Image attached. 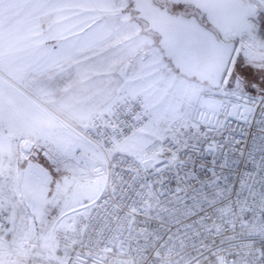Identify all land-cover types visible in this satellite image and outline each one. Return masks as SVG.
<instances>
[{
  "label": "snow or ice",
  "instance_id": "6c2138e0",
  "mask_svg": "<svg viewBox=\"0 0 264 264\" xmlns=\"http://www.w3.org/2000/svg\"><path fill=\"white\" fill-rule=\"evenodd\" d=\"M0 264H264V0H0Z\"/></svg>",
  "mask_w": 264,
  "mask_h": 264
}]
</instances>
